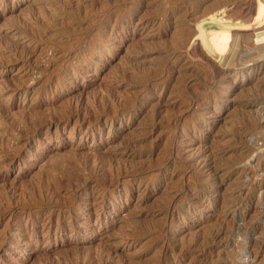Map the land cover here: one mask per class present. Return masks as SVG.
<instances>
[{"label": "rangeland", "instance_id": "obj_1", "mask_svg": "<svg viewBox=\"0 0 264 264\" xmlns=\"http://www.w3.org/2000/svg\"><path fill=\"white\" fill-rule=\"evenodd\" d=\"M192 1L0 0V264H264V59L212 45L264 0Z\"/></svg>", "mask_w": 264, "mask_h": 264}, {"label": "bare ground", "instance_id": "obj_2", "mask_svg": "<svg viewBox=\"0 0 264 264\" xmlns=\"http://www.w3.org/2000/svg\"><path fill=\"white\" fill-rule=\"evenodd\" d=\"M177 1H178V0H177ZM186 1H187V0H186ZM189 2H190V1H189ZM191 2H195V1H192V0H191ZM217 2H218V1H217ZM186 3H187V2H186ZM215 3H216V2H215ZM192 4H193V3H192ZM211 5H212V4H211ZM213 5H214V4H213ZM220 5H221V4H220ZM220 5H219V6H220ZM224 5H225V4H224ZM221 6H222V5H221ZM209 7H210V6H209ZM208 9H209V8H208ZM218 9H219V7H218ZM206 10H207V9H206ZM218 11H219V10H218ZM257 11H258V10H257ZM205 12H206V11H205ZM208 12H209V10H208ZM216 13H217V12H216ZM180 14H181V13H180ZM253 14H254V13H253ZM183 15H184V14H183ZM216 15H217V14H216ZM36 16H37V15H36ZM200 16H201V15H200ZM52 17H53V16H52ZM203 17H205V18H203L202 21H203L204 23H207V24H208V33H209V31H210L209 29L211 28L210 25H211L212 23H214V22H218V21H216V18H215V19H210L209 17H206V16H203ZM214 17H215V16H214ZM200 18H201V17H200ZM200 18H199V19H200ZM247 18L250 19L251 16H250V17H247ZM247 18H246V21H242V20L240 21L239 19H238V20H234V19H233V20H231V19H228V20H227V19H226V20H227L228 22L239 23V24H241L242 27H245V28H246V27H247V24L251 22V21H250L251 19H250V20H247ZM44 19H45V17H44ZM44 19H43V20H44ZM263 20H264V7L262 6V7L260 8L258 14L256 15L254 21H255V23H257V22H258V23H261ZM249 21H250V22H249ZM201 23H202V22H201ZM178 24H179V23H178ZM43 25H44V23H43ZM43 25H42V26H43ZM263 25H264V23H263ZM226 27H227V26H226ZM179 28H180V27H179ZM240 28H241V27H240ZM231 29H232V28H231ZM256 29H257V28H256ZM261 29H262V30L255 32L253 36H251V37H247V38H245V39H242V35H241V33H238V32H237V33H232L231 31H229V32H224L223 34H221V35H219V36L217 37V41H218V42H217V45H218V46L216 47V46H214V44H212V45H213V49L215 50V52L217 53V55H218L219 57H221V60L224 61V64H225L226 66H228V67H229V66H230V67H231V66H237V65L242 64V63H244V62H246V61H249L250 57L261 58V59L263 58V59H264V26H263V28H261ZM181 31H182V30H181ZM255 31H256V30H255ZM27 32H29V31H27ZM213 32H214V31H213ZM211 34H212V33H211ZM177 35H178V34H177ZM181 35H182V34H181ZM193 35H194V34H193ZM179 36H180V35H179ZM243 36H244V35H243ZM177 38H178V37H177ZM243 38H244V37H243ZM253 39H254V42H253V43H254L255 45H253V44H252V46L250 45V46H251V50H252L253 53H251V56H247L246 58L241 57V56H240V55H241V52H242V51H241V40H244V42L247 41V44H248V43H252ZM117 40H118V39H117ZM159 41H160V40H159ZM174 42H175V41H174ZM179 42H180V41H179ZM244 42H243V43H244ZM155 43H156V42H155ZM210 43H211V42H210ZM157 44H158V43H157ZM175 44H176V42H175ZM178 44H179V43H178ZM182 44H183V41H182ZM245 44H246V43H245ZM247 44H246V45H247ZM114 45H117V43L114 44ZM160 45H161V44H160ZM162 46H163V45H162ZM119 47H120V46H118V48H119ZM244 47H245V46H244ZM116 48H117V47H116ZM173 48H174V47H173ZM251 50L249 49V51H251ZM23 52H24V51H23ZM113 52H114V50H113ZM223 52H224V53H223ZM92 54H93V53H92ZM108 54H109V53H108ZM248 54H249V53H248ZM252 54H253V56H252ZM242 55L245 56V54H242ZM249 55H250V54H249ZM261 59H260V60H261ZM254 60H255V59H254ZM249 68H250V67H249ZM249 68H248V69H249ZM237 70H238V69H237ZM127 73H128V72H125V74H127ZM159 73H160V72H159ZM159 73H158V74H159ZM189 74H190V73H189ZM189 74H188V75H189ZM192 75H193V74H192ZM192 75H191V76H192ZM198 75H200V74L198 73ZM159 76H160V74H159ZM180 76H181V75H179V77H180ZM183 76L187 77L186 74L183 75ZM189 76H190V75H189ZM196 76H197V75H196ZM203 76H204V75H203ZM197 77H198V76H197ZM199 77H200V76H199ZM210 78H211V77H209V79H210ZM183 79H184V78H183ZM183 79L181 78V80H183ZM199 79H201V77H200ZM203 79H204V78H203ZM211 79H212V78H211ZM125 80H126V79H125ZM181 80H180V81H181ZM196 80H197V79H196ZM212 80H213V79H212ZM202 81H203V80H202ZM202 81H200L199 83L202 84V83H201ZM197 82H198V81H197ZM203 82H204V81H203ZM209 82H210V81H209ZM211 84H212V83H211ZM211 84H210V85H211ZM210 85H208L209 88H210ZM214 85H215V84H214ZM221 85H222V84H221ZM16 86H17V85H16ZM204 86H205V85H203V87H204ZM211 86H212V85H211ZM16 88H17V87H16ZM254 88H255V87H254ZM257 88H258V87H257ZM17 89H18V88H17ZM17 89H16V90H17ZM207 89H208V87H207ZM148 90H149V89H148ZM175 90H176V89H175ZM184 90H185V89H184ZM188 90H190V89H188ZM248 90H249V89H248ZM255 90H256V89H255ZM261 90H262V89H261ZM261 90H259V91L261 92ZM14 91H15V90H14ZM192 91H193V90H192ZM250 91H251V90H250ZM253 91H254V90H252V92H253ZM262 91H263V90H262ZM187 92H188V91H187ZM247 92H248V91H247ZM255 92H256V91H255ZM185 93H186V92H185ZM194 93H195V92H194ZM115 94H116V93H115ZM191 94H193V93H191ZM245 94H246V93H245ZM251 94H252V93H251ZM243 95H244V94H243ZM243 95H242V96H243ZM110 96H111V95H110ZM133 96H134V95H133ZM250 96H251V95H250ZM253 96H255V94L252 95V97H250L249 99H251V98L253 99V98H254V100H255V97H253ZM259 96H260V95H259ZM193 97H194V95H193ZM196 97H197V96H196ZM248 97H249V95H246V99H247ZM127 98H128V97H127ZM133 98H134V97H133ZM133 98H132V99H133ZM135 98H136V96H135ZM242 98H244V97H242ZM256 98H257V97H256ZM134 100H135V99H133V103H132V105L129 107V108H131V111H132L133 109H135ZM190 100H191V99H190ZM244 100H245V99H244ZM248 101H249V100H248ZM135 104H136V103H135ZM126 108H127V107H126ZM1 110H2V109H1ZM128 110H129V109H128ZM237 110H238V109H237ZM3 111H5V110H3ZM38 111H39V110H38ZM104 111H105V110H104ZM126 111H127V110H123V111H122V114H124ZM31 112H32V111H31ZM36 112H37V111H36ZM183 112H185V111H183ZM242 112H244V111H242ZM249 112H250V111H249ZM27 113H29V111H28ZM112 113H113V112H112ZM116 113H119V112L117 111ZM169 113H171V112H169ZM176 113H177V112H176ZM2 114H3V113H2ZM105 114H106V113H105ZM186 114H187V113H186ZM35 115H36V114H35ZM77 115H78V114H77ZM77 115H76V116H77ZM242 115H243V113H242ZM120 116H121V115H120ZM180 116H181V115H180ZM183 116H184V115H183ZM236 116H238V115H236ZM248 116H249V115H248ZM252 116H253V115H252ZM21 117H22V116H21ZM26 117H27V118H30L31 116H29V114H28V116H26ZM61 117H62V116H61ZM78 117H79V115H78ZM178 117H179V116H178ZM238 117H241V116H238ZM253 117H254V116H253ZM59 118H60V117H59ZM94 118H95V117H93V119H94ZM102 118H103V117H102ZM170 118H171V117H170ZM187 118H188V116H187ZM242 118H243V116H242ZM246 118H248V117H246ZM21 119H22V118H21ZM37 119H39V118H37ZM40 119H41V118H40ZM91 119H92V118H91ZM93 119H92V120H93ZM95 119H96V118H95ZM108 119H109V118H108ZM152 119H153V117H152ZM171 119H172V118H171ZM178 119H179V118H178ZM236 119H238V118H236ZM248 119H249V118H248ZM252 119H253V118H252ZM11 120H12V119H11ZM11 120H10V121H11ZM172 120H173V119H172ZM181 120H182V119H181ZM250 120H251V119H250ZM257 120H258V119H257ZM10 121H9V122H10ZM27 121H29V120H27ZM42 121H43V120H41L40 122H42ZM56 121H58V120H56ZM97 121L101 122L102 120H100V119L98 120V119H97ZM106 121H107V120H105V122H106ZM170 121H171V120H170ZM170 121H169V122H170ZM177 121L179 122V120H177ZM242 121H243V120H242ZM246 121H248V120H246ZM251 121H252V120H251ZM251 121L249 122V124H248L247 126H248V127H251L252 129H254V127H257V125H258L257 123H258L259 121H258L257 123H256L255 119H254V122H251ZM33 122H34V121H33ZM35 122H36V121H35ZM35 122H34V123H35ZM43 122H44V121H43ZM46 122H47V121H46ZM169 122H168V123H169ZM178 122H177V123H178ZM239 122H240V121H239ZM243 122H244V121H243ZM26 123H27V122H26ZM37 123H38V122H37ZM106 123H107V122H106ZM168 123H167V124H168ZM175 123H176V121H175ZM175 123H174V124H175ZM241 123H242V122H241ZM24 124H25V123H24ZM35 124H36V123H35ZM169 124H170V123H169ZM169 124H168V125H169ZM242 124H244V123H242ZM27 125H28V124H27ZM31 125H32V124H31ZM38 125L40 126L39 123H38ZM38 125H36V126H38ZM41 125H42V123H41ZM171 125H173V124H171ZM16 126H18V125H16ZM39 126H38V127H39ZM42 126H43V125H42ZM102 126H103V124H99V125H98V127H100V129L102 128ZM175 126H176V125H175ZM245 126H246V125H245ZM258 126H259V125H258ZM262 126H263V125H262ZM184 127H185V126H184ZM241 127H242V126H241ZM248 127H247V130H248ZM7 128H8V127H7ZM18 128H19V127H18ZM36 128H37V127H36ZM73 128H74V127H73ZM73 128H72V130H73ZM28 129H29V128H28ZM252 129H251V130H252ZM1 130H2V129H1ZM31 130H32V129H31ZM102 130H103V129H102ZM160 130H161V129H160ZM163 130H165V129H163ZM26 131H27V130H26ZM26 131H25V133H28V131H27V132H26ZM34 131H35V129H34ZM77 131H78V130H77ZM258 131H259V130H258ZM29 132H30V131H29ZM32 132H33V130H32ZM71 132H72V131H71ZM161 132H162V131H161ZM255 132H257V131H255ZM255 132H252V133H255ZM33 134H34V133H33ZM33 134H32V135H33ZM235 134H237V133H234V135H235ZM238 134H239V133H238ZM238 134L236 135L237 137L240 136V135L238 136ZM22 135H23V134H22ZM30 135H31V133H30ZM236 136H235V137L233 136V137H234V138H237ZM21 138H22V137H21ZM25 138H26V137H25ZM240 138H241V137H240ZM240 140H241V139H240ZM240 140H238V141H240ZM243 140H244V139H243ZM246 140H247V139H246ZM141 141H142V140H141ZM232 141H233V140H232ZM233 143H234V142H233ZM234 144H235V143H234ZM234 144H233L232 146H234ZM244 144H246V141L244 142ZM248 144H249V143H248ZM130 145H131V144H130ZM236 145H237V144H236ZM241 145H242V144H241ZM145 146H146V145H145ZM237 146H238V145H237ZM242 147H244V146H242ZM142 148H143V147H142ZM147 148H148V145H147ZM234 148H235V147H234ZM238 148H239V147H238ZM239 149H241V148H239ZM242 150H243V149H242ZM70 152H72V151H70ZM74 152L76 153L75 150H74ZM235 152H236V151H235ZM247 152H248V150H247ZM78 153H79V152H78ZM78 153H76V158L78 157L77 155H79ZM248 153H249V152H248ZM248 153H247V154H242V155L238 154V155H239L240 158H242L241 156H244V159H246L247 156L245 157V155H248V156L250 155V154H248ZM69 154H70V153H69ZM69 154H68V155H69ZM234 154H235V153H234ZM234 154H233V155H234ZM12 155H13V154H12ZM59 155H60V154H59ZM236 155H237V154H236ZM80 157H81V156H80ZM82 157H83V156H82ZM82 157H81V158H82ZM99 157H101V159L103 160L105 156H104L103 158H102V156H99ZM83 158H84V157H83ZM95 158H97V157H95ZM232 158H233V157H232ZM232 158H231V159H232ZM236 158L238 159V156H236ZM240 158H239V160H240ZM84 159H85V158H84ZM84 159H83V161H84ZM101 159H100V160H101ZM105 159H106V157H105ZM105 159H104V161H105ZM109 159H110V158H109ZM109 159H108V160H109ZM149 159H150V158H149ZM233 159H234V158H233ZM237 159H235V161H236ZM242 159H243V158H242ZM242 159H241V160H242ZM79 160H80V162H81V159H79ZM86 160H87V159H86ZM97 160H98V159H97ZM100 160H98V162H100ZM106 160H107V159H106ZM108 160H107V161H108ZM111 160H112V159H111ZM216 160H217V159H216ZM222 160H223V159H222ZM121 161H122V160H121ZM126 161H127V160H126ZM149 161H150V160H149ZM225 161H226V159H225ZM105 162H106V161H105ZM109 162H110V161H109ZM151 162H152V161H151ZM151 162H150V163H151ZM167 162H168V161H167ZM219 162H220V161H219ZM228 162H229V161H228ZM231 162H232V161H231ZM231 162H230V163H231ZM81 163H83V162H81ZM81 163H80V164H81ZM85 163H87V162H85ZM88 163H89V162H88ZM96 163H97V162H96ZM100 163L105 164V163H103V161L100 162ZM137 163H138V162H136V164H137ZM213 163H214V162H213ZM225 163H227V162H225ZM234 163H236V162H233V167L235 166ZM83 164H84V163H83ZM102 164H101V165L99 164L100 167L104 166V165H102ZM107 164H108V163H107ZM132 164L134 165V163H132ZM132 164H131V165H132ZM139 164H140V163L137 164V165H138L137 167H139ZM142 164H143V163H142ZM217 164H218V163H217ZM217 164H216V165H217ZM219 164L225 166V165L222 164V163H219ZM239 164H241V162H240ZM89 165H90V164H89ZM89 165H87V166H89ZM105 165H106V164H105ZM143 165H145V164H143ZM149 165H150V164H149ZM152 165H153V164H152ZM220 165H219V166H220ZM228 165H229V163H228ZM230 165H231V164H230ZM261 165H262V164H261ZM79 166H80V165H79ZM87 166H86V167H87ZM90 166H92V165H90ZM147 166H148V165H147ZM155 166H156V165H155ZM219 166H218V167H219ZM236 166H238V165L236 164ZM236 166H235V167H236ZM83 167L85 168V165H83ZM98 167H99V166H98ZM131 167H132V166H131ZM137 167H136V168H137ZM141 167H142V166H141ZM148 167L150 168V166H148ZM194 167H195V166H194ZM216 167H217V166H216ZM220 167H221V166H220ZM229 167H230V166H229ZM229 167H228V168H229ZM233 167H232V168H233ZM88 168H89V167H88ZM88 168H87L86 170L89 171L90 168H89V169H88ZM134 168H135V167H134ZM136 168H135V169H136ZM145 168H147V167L145 166ZM97 169H98V168H97ZM152 169H153V168H152ZM90 170H92V167H91ZM93 170H94V169H93ZM99 170H100V169H99ZM105 170H106V169H105ZM105 170H104V172H105ZM129 170H132V168L129 169ZM143 170H144V168H143ZM170 170H171V169H170ZM216 170H217V168H216ZM106 171H107V170H106ZM126 171H127V170H126ZM222 171H223V170H222ZM84 172H85V171H84ZM99 172H101V171H99ZM129 172H130V171H129ZM87 173H89V172H87ZM87 173H86V174H87ZM91 173H92V172H91ZM93 173H94V172H93ZM107 173H108V172H107ZM198 173H199V172H198ZM226 173H227V172H226ZM40 174H42V172H41ZM100 174H101V173H100ZM104 174H105L106 176H108L106 173H104ZM111 174H112V173H111ZM138 174H140V173H138ZM215 174H216V173H215ZM42 175H44V173H43ZM81 175H82V174H81ZM89 175H90V174H89ZM92 175H93V174H92ZM136 175H137V174H136ZM46 176H48V175H46ZM46 176H45V178H46ZM82 176H83V175H82ZM86 176H87V175H86ZM117 176H118V175H117ZM94 177H95V176H94ZM200 177H201V176H200ZM217 177H218V175H217ZM34 178H35V177H34ZM36 178H40V177L37 176ZM83 178H84V177H83ZM106 178H107V177H106ZM193 178H194V177H193ZM46 179H47V178H46ZM76 179H77V178H76ZM178 179H179V178H178ZM178 179H177V181H178ZM35 180H36V179H35ZM38 180H40V179H37V182H39ZM79 180H80V179H79ZM90 180H91V178H90ZM92 180H93V179H92ZM180 180H181V179H180ZM182 180H183V179H182ZM204 180H206V179H204ZM204 180H203V181H204ZM31 181H33V180H31ZM86 181H87V179H86L84 182H86ZM95 181H97V180H95ZM111 181H112V180H111ZM111 181H109V182H111ZM199 181H200V178H199ZM203 181H202V182H203ZM29 182H30V181H29ZM35 182H36V181H35ZM35 182H34V183H35ZM37 182H36V183H37ZM200 182H201V181H200ZM32 183H33V182H32ZM90 183H91V182H90ZM102 183H103V182H102ZM104 183H105V182H104ZM104 183H103V184H104ZM185 183H186V182H185ZM203 183H204V182H203ZM29 184H30V183H29ZM40 184H41V183H40ZM40 184H39V186H40ZM100 184H101V183H100ZM107 184H108V183H106L105 185H107ZM241 184H242V183H241ZM23 185H24V184H23ZM55 185H56V183H55ZM81 185L84 186L83 184H80V183H79V184L76 186V189H75V187H74L75 190H74V193H73V194H75V193L78 194V193H80L82 190H84V188L81 189ZM86 185H87V184H86ZM108 185H109V184H108ZM177 185H178V184H177ZM239 185H240V184H239ZM243 185H244V184H243ZM25 186H26V184H25ZM25 186H24V187H25ZM28 186H31V185H28ZM46 186H47V185H46ZM52 186H53V185H52ZM56 186L58 187V185H56ZM183 186H184V185H183ZM240 186H241V185H240ZM32 187H33V186H32ZM48 187H50V186H48ZM57 187H56V188H57ZM84 187H85V186H84ZM89 187H90V185H89ZM237 187H238V185H237ZM237 187H236V189H237ZM4 188H5V187H4ZM25 188H26V187H25ZM27 188H28V187H27ZM29 188H30V187H29ZM39 188H40V187H39ZM54 188H55V187H54ZM54 188H52V189L54 190V191H52V192H54V193L60 189L59 187H58V188H59L58 190H56V189H54ZM112 188H113V187H112ZM114 188H115V187H114ZM200 188H201V187H200ZM213 188H214V187H213ZM239 188H240V187H239ZM33 189H34V188H33ZM42 189H43V187H42ZM45 189H46V188H45ZM52 189H51V190H52ZM254 189H255V188H254ZM2 190H3V189H2ZM17 190H18V189H17ZM17 190H15V191H17ZM23 190H24V189H23ZM30 190H31V189H30ZM30 190H29V191H30ZM38 190H39V189H38ZM38 190H37V191H38ZM55 190H56V191H55ZM66 190H67V189H66ZM68 190H69V189H68ZM68 190H67V191H68ZM249 190H250V189H249ZM6 191H7V190H6ZM15 191H14V189H13V192H14V193H16ZM31 191H32V190H31ZM33 191H34V190H33ZM43 191H44V190H41V192L44 194ZM46 191H47V190H46ZM107 191H108V190H107ZM110 191H111V190H110ZM206 191H208V190H207V189H204V190H203V193H206ZM253 191H254V190H253ZM3 192H5V190H3ZM3 192H2V193H3ZM23 192H24V191H23ZM23 192H22V193L19 192V193H20V196H22L21 194H23ZM52 192H51V193H52ZM95 192H96V191H95ZM11 193H12V192H11ZM24 193H25V192H24ZM33 193H34V192H33ZM33 193H32V194H33ZM39 193H40V192H39ZM45 193H46V192H45ZM54 193H52V194H53V197H54ZM82 193H83V192H82ZM98 193H99V191H98ZM29 194H30V193H29ZM40 194H41V193H40ZM43 194H42V195H43ZM59 194H60V193H59ZM62 194H63V193H62ZM66 194H67V193H66ZM71 194H72V193H71ZM83 194H85V193H83ZM90 194H91V193H90ZM247 194H248V193H247ZM253 194H254V192H253ZM2 195L5 196L6 194H5V195L2 194ZM27 195H28V194H27ZM37 195H38V193H37ZM37 195H35V196H36V197H39V196H37ZM46 195H48V194H46ZM55 195H56V193H55ZM57 195H58V193H57ZM68 195H70V194H68ZM85 195H87V194H85ZM11 196H12V195H11ZM25 196H26V195L23 194L22 198H24ZM50 196H51V194H50ZM169 196H170V194H169ZM232 196H233V195H232ZM234 196H235V195H234ZM234 196H233V197H234ZM0 197H1V196H0ZM36 197H35V198L33 197V198L36 199L37 201H38L39 199L43 200L42 197H41V195H40L39 199H37ZM43 197H44V196H43ZM46 197H47V196H46ZM59 197H60V196H59ZM233 197H232L231 199H233ZM2 198H3V197H1V199H2ZM26 198H27V197H26ZM54 198H56V197H54ZM60 198H61V199H62V198L64 199V196H63V197H60ZM60 198H59V199H60ZM171 198H172V196H171ZM7 199H9V198H7ZM27 199H29V198H27ZM27 199H26V200H27ZM30 199L32 200L31 197H30ZM44 199H45V197H44ZM49 199H50V202L53 200V198H52V200H51V198H49ZM75 199H76V198H75ZM78 199H79V198H78ZM165 199H166V198H165ZM169 199H170V198H169ZM234 199H235V198H234ZM242 199H245V198H242ZM26 200H25V201H26ZM36 200H33V203H34V202L36 203ZM64 200L66 201L67 198L64 199ZM83 200H84V199H83ZM3 201H4V200H3ZM8 201H9V200H8ZM8 201H7V202H8ZM11 201H12V200H10V202H11ZM28 201H29V200H28ZM28 201H26V202H28ZM45 201H46V200H45ZM55 201H56V199H55ZM55 201H54V202H55ZM57 201H59V200H57ZM57 201H56V202H57ZM69 201H70V200H69ZM79 201H80V199H79ZM163 201H165V200H163ZM170 201H171V200H170ZM229 201H230V200H229ZM239 201H240V200H239ZM0 202H2V200H0ZM10 202H9V203H10ZM30 202H31V201H30ZM30 202H29L28 204H30V206H31L32 203H30ZM41 202H42V201H41ZM46 202H48V201H46ZM46 202H45V203H46ZM56 202L54 203V205L57 204ZM60 202H61V201H60ZM63 202H64V201L62 200L61 203H63ZM66 202H68V201H66ZM81 202H82V201H81ZM165 202H167V201H165ZM165 202H164V203H165ZM171 202H172V201H171ZM231 202H232V201H231ZM237 202H238V201H237ZM3 203H4V202H3ZM35 203H34V204H35ZM38 203H39V202H38ZM61 203H60V204H61ZM224 203H225V202H224ZM233 203L235 204V202H233ZM1 204H2V203H1ZM1 204H0V206H1ZM6 204H8V203H6ZM15 204H16V203H15ZM21 204H22V203H21ZM28 204H27V205H28ZM43 204H44V203H43ZM58 204H59V203H58ZM60 204H59L58 206H61V207H64V206H65L64 203H63V204H64L63 206L60 205ZM167 204H168V203H167ZM239 204H240V203H239ZM3 205H4V204H3ZM73 205H74V202L71 201V202L69 203V205H66V206H65V208H69V207H71V206H73ZM223 205H224V204H223ZM17 206H19V205H17ZM23 206H24V204H23ZM30 206H29V207H30ZM34 206H36V207H40V206H42V205H40V204H36V205H34ZM34 206H32V207L34 208ZM48 206H49V205H47L46 207H48ZM55 206H56V205H55ZM80 206H81V205H80ZM228 206H229V205H227L226 207H228ZM5 207H7V206H5ZM20 207H22V206H20ZM43 207H44V206H42V208H43ZM168 207H169V206H168ZM50 208H52V207H50ZM53 208H54V207H53ZM55 208H56V207H55ZM158 208H159V207H158ZM160 208H161V207H160ZM3 209H4V206H3ZM14 209H15V207H14ZM5 210H7V209H5ZM21 210H22V209H21ZM30 210H31V209H30ZM59 210H63V209L59 207ZM9 211H10V210H9ZM48 211H49V210H48ZM161 211H162V210H161ZM167 211H168V210H167ZM10 212H12L13 215H18V214H20V212H17L16 209H15V210H12V211H10ZM52 212H53V211H52ZM0 213H1V212H0ZM31 214H32V213H31ZM63 214H64V213H63ZM26 215H27V214H26ZM1 216H2V214H1ZM8 217H9V216H8ZM27 217H28V216H27ZM9 218H10V217H9ZM80 218H81V217H80ZM132 218H133V217H132ZM135 218H136V217H135ZM13 219H14V218H13ZM11 220H12V219H11ZM31 220H32V219H31ZM219 220H220V219H219ZM7 221H9V220H7ZM137 221H139V220H137ZM4 222H5V221H4ZM15 222H16V221H15ZM50 222H51V220H50ZM134 222H136V220H134ZM134 222H133V223H134ZM164 222H165V221H164ZM218 222H219V221H218ZM5 223H6V222H5ZM30 223H31V222H30ZM32 223H33V222H32ZM52 223H53V222H52ZM131 223H132V221H131ZM133 223H132V224H133ZM137 223H138V222H137ZM151 223L154 224L153 221H152ZM155 223H156V224H159V223H157V222H155ZM222 223H223V221H222ZM226 223H228V222H226ZM49 224H50V223H49ZM56 224L58 225L59 223H56ZM77 224H78V223H77ZM134 224H135V223H134ZM160 224H162V223H160ZM60 225H61V224H60ZM150 225L152 226V224H149V221H148V222H147V225L145 224V226H144V225H143V226H144L145 228H146V226H149V228H150ZM154 225H155V224H154ZM180 225H181V224H180ZM225 225H226V224H225ZM58 226H59V225H58ZM158 226H159V225H158ZM213 226H215V225H213ZM218 226L221 227V224L218 225ZM5 227H6V224H5ZM144 227H141V228H144ZM159 227L162 228L161 225H160ZM222 227H223V226H222ZM222 227H221V228H222ZM153 228L155 229V226H154ZM212 228H213V227H212ZM225 228H226V227H225ZM238 228H240V227H238ZM154 229L152 230L153 232H154ZM162 229H163V228H162ZM215 229H216V230H214L213 232H211L212 230H210L211 233H210V234L207 233V235L209 234L208 236L205 234V237H207L209 240H210V239L213 240L214 238L217 237V235H218L219 232H227V231H222V230H220V228H219V230H218L217 227H216ZM257 229H258V228H257ZM145 230H146V229H145ZM147 230H149V229H147ZM147 230H146V231H147ZM150 230H151V229H150ZM150 230H149V231H150ZM155 230H156V229H155ZM226 230H227V229H226ZM233 230H234V229H233ZM236 230H237V229H236ZM236 230H235V231H236ZM141 231H142V230H141ZM152 231H150V233H151ZM156 231H157V230H156ZM228 231H229V230H228ZM237 231H238V230H237ZM239 231H241L243 235H245V236H249V235H251V234L253 233V231H255V229H254V227H246V228L239 229ZM153 232H152V233H153ZM144 233H145V232H144ZM148 233H149V232H148ZM154 233H155V232H154ZM233 233H234V231H233ZM230 235H231V234H230ZM233 235H234V234H233ZM202 239H203V238H202ZM204 240H205V239H204ZM204 240H202V241H204ZM206 240H207V239H206ZM214 241H215V240H214ZM205 242H206V241H205ZM212 242H213V241H212ZM212 242H211V243H212ZM207 243H208V241H207ZM207 243H205V244H207ZM259 243H260V242H259ZM208 245H209V244H208ZM255 245H257V244L255 243ZM184 247H185V246H184ZM256 247H258V249H261V251L264 253V245H258V246H256ZM0 248H1V247H0ZM254 248H255V247H254ZM75 250H76V249H75ZM75 250H74V252H75ZM244 250H246V249L244 248ZM254 250H255V249H254ZM83 251L86 252V250H83ZM242 251H243V250H242ZM246 251H247V250H246ZM254 252H255V251H254ZM256 252H257V251H256ZM228 253H229V252H228ZM228 253H227V254H228ZM84 254H85V253H84ZM102 254H103V253H102ZM208 254H209V253H208ZM220 254H221V253H220ZM260 254H262V253H260ZM221 255H222V254H221ZM241 255H243V254H241ZM254 255H255V254H254ZM102 256H103V255H102ZM246 256H247V255H246ZM263 257H264V256H263ZM99 258H100V257H99ZM102 258H103V257H102ZM102 260H103V259H102ZM216 260H217V259H216ZM77 261H78V260H77ZM103 261H104V260H103ZM240 261H241V260H240ZM78 262H79V261H78ZM78 262H77V263H78ZM72 264H73V263H72ZM250 264H251V263H250ZM259 264H260V263H259Z\"/></svg>", "mask_w": 264, "mask_h": 264}]
</instances>
